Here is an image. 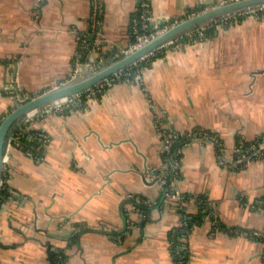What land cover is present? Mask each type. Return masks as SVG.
<instances>
[{"label":"crops","instance_id":"crops-1","mask_svg":"<svg viewBox=\"0 0 264 264\" xmlns=\"http://www.w3.org/2000/svg\"><path fill=\"white\" fill-rule=\"evenodd\" d=\"M218 1L104 0L99 43L85 51L91 0H0V88L35 96L80 61L98 68L131 48L142 15L169 28ZM196 28L143 59L141 80L114 79L10 133L0 264H264V151L222 163L211 142L192 139L175 182L150 183L173 176L162 129L212 134L228 150L264 136V14ZM17 99L0 92V121ZM39 132L49 140L35 159L23 138Z\"/></svg>","mask_w":264,"mask_h":264},{"label":"water","instance_id":"water-1","mask_svg":"<svg viewBox=\"0 0 264 264\" xmlns=\"http://www.w3.org/2000/svg\"><path fill=\"white\" fill-rule=\"evenodd\" d=\"M260 4H264V0H239L224 5L214 6L211 9L189 17L185 21L166 28L155 37L148 40L145 44L131 48L126 52H122L118 58L109 61L107 64L103 63L98 68H94L90 63L87 64V71L82 69L79 75L71 78L69 81L59 84L35 96H31L30 98L24 96L16 83L11 87L0 88V92L15 91L18 96L14 108L0 122V187L3 180L4 157L9 135L19 123L25 120L29 111L42 109L48 105H55L56 101L61 102L64 98L69 99L72 96L92 91L99 82L120 71L126 70L139 61H142V59L153 53L162 45H166L177 36L196 28V26H202L213 18L223 16L228 12H235L249 6ZM147 172H149L148 169H146L143 174L145 177ZM162 179L163 175L157 173L156 177H154L150 183H160L162 182ZM168 189V187H164L162 192H168ZM128 201H132L136 204L134 200L129 199L124 202Z\"/></svg>","mask_w":264,"mask_h":264},{"label":"built area","instance_id":"built-area-1","mask_svg":"<svg viewBox=\"0 0 264 264\" xmlns=\"http://www.w3.org/2000/svg\"><path fill=\"white\" fill-rule=\"evenodd\" d=\"M231 1H237V0H219L217 5L224 4L227 2H231ZM104 13H105L104 0H92V11H91L90 17H91V26L93 27V30L91 32L87 33L86 36L83 38V43L81 45L83 48H86L89 46L95 47L99 43ZM260 14H264V4H260V5H256V6H250L249 8L244 9L242 11H235V12L229 13L227 15L217 17L214 20L209 21L208 23H206V24L202 25L201 27L195 29V31L196 30L198 31L197 35H203L204 32L202 30L206 25L213 26V25L230 24L239 17H242V16H258ZM141 19L143 22L141 28L142 29L148 28L149 22H150V17L148 15L147 16L142 15ZM137 24H138V20H136L135 27H134V33L136 36V40L133 43L131 48L137 47L138 45L142 44L143 42L152 39L157 34H159L161 31L166 29V28H163V29L154 30L152 32H144V31L140 30V28ZM173 41L174 40L170 41L167 44H171V43H173ZM131 48H129V49H131ZM129 49H127L126 51H128ZM149 55H147V56H149ZM118 57H119V55L115 58H118ZM114 59H112V60H114ZM139 62H141V61H139ZM137 63L133 64L132 66H130L126 70L120 71V72L112 75L111 77H108L107 79L99 82L94 87V89L92 91H89V92L96 94L97 92L102 90V87H104L105 84L112 83L114 81V79H121L124 76L131 77L133 75V73L130 72V69L132 67H134L135 65H138ZM84 64H86V63H82V61H80L79 65H77L76 71H79V70L81 71L83 69ZM80 71H79V73H80ZM134 77L138 80L139 79L141 80V78H142L140 74H137ZM82 94L72 96L68 99V101L77 102V100L75 101V99L79 98V97L81 98ZM60 105L61 104H59L57 106H60ZM51 108L46 109V110H50ZM11 135L9 136L8 141H7V145H6L7 149L13 144L14 141H17V136L16 135L11 136ZM162 135L164 136L165 147L166 148H172L173 151L175 152V158H174V163H173V176H174V178L172 179L171 183L175 182V179L178 176V172H179L178 169L180 167V159L178 157L182 153V147L185 146L186 144H188V142L192 139L200 138L202 140H208L209 142H211L212 145H214L216 147V149L218 151V158L220 159V161L222 163L223 162L225 163L229 158H231V160L238 161L240 163L248 162L251 159H253V157L258 155L260 152L264 151V137H262L260 140H257V141H248V140H246L245 137L241 136L239 138V140L237 141V143L233 146V148L231 150H228L224 146V143L220 142L218 140V138L212 134L200 135L197 133L193 134L192 132H172V133H169L167 130L162 129ZM33 140L36 141V144L34 143L31 145V147L28 149V154L32 158L41 159V157H42L41 152L43 151L44 146H46V143L49 140V136L45 132H39L38 134H36L33 137ZM262 140H263V145H261ZM233 150H235L237 154H241L240 159L236 158L235 154L232 153ZM5 158L6 157H4V162H5ZM162 182H166V180L163 178ZM172 195L174 197H177V198H182V194L178 190L173 191Z\"/></svg>","mask_w":264,"mask_h":264},{"label":"rangeland","instance_id":"rangeland-1","mask_svg":"<svg viewBox=\"0 0 264 264\" xmlns=\"http://www.w3.org/2000/svg\"><path fill=\"white\" fill-rule=\"evenodd\" d=\"M91 5H92V0H91ZM211 27V26H209V25H206V27ZM197 29V28H196ZM198 33V32H197ZM82 43H83V40H81V45H82ZM173 43H175V42H173ZM118 55H114L113 57H111V58H109L110 60H112V59H114L115 57H117ZM120 56V55H119ZM106 62V61H105ZM137 64H141L140 62H138ZM95 68H96V66H95ZM137 69H139V65H138V67H136V65L134 66V67H132L131 69H130V72L131 73H134V72H138L137 71ZM80 71V70H79ZM79 71H76V73H75V75H74V77L75 76H77V75H79ZM138 80V79H137ZM23 93V92H22ZM89 94H91V93H89ZM95 94V93H94ZM87 95V94H86ZM25 96V95H24ZM83 96V95H82ZM95 96H96V94H95ZM26 97V96H25ZM31 96H28L27 98H30ZM83 99V97H79V98H76L75 99V101L77 100V102L78 101H81ZM65 102H68V100H66ZM64 102V103H65ZM63 103V102H62ZM62 103H60V104H62ZM57 105H59V104H56L55 106H57ZM55 106H48V107H44L42 110L43 111H41L40 113H38L39 115H44L46 112H47V110L46 109H49V108H51V107H55ZM61 106V105H60ZM59 106V107H60ZM58 107V106H57ZM28 119V118H27ZM26 119V120H27ZM25 122V121H24ZM22 124V122L21 123H19L16 127H19L20 125ZM16 129V128H15ZM264 137V136H263ZM240 138V137H239ZM239 138H237V140H236V143H237V141L239 140ZM261 145H263V140H262V142H261ZM166 151L167 152H173V149L172 148H166ZM232 153H234L235 154V156H236V158H238V159H240V157H241V154H237L236 153V151L235 150H233L232 151ZM261 153V152H260ZM259 153V154H260ZM245 163V162H244ZM172 174V173H171ZM163 178L166 180V184H167V186H169L170 185V183L172 182V179L174 178V176H172V179L170 180L169 179V177L167 178H165L164 176H163ZM171 178V177H170Z\"/></svg>","mask_w":264,"mask_h":264},{"label":"trees","instance_id":"trees-1","mask_svg":"<svg viewBox=\"0 0 264 264\" xmlns=\"http://www.w3.org/2000/svg\"><path fill=\"white\" fill-rule=\"evenodd\" d=\"M103 19H104V16H103ZM142 24H143V22L142 21H140L137 25L139 26V28H140V30L141 31H144V32H152V31H154L152 28H150V25H149V27L148 28H146V29H142L141 28V26H142ZM213 29L214 28H212V26L211 27H204L203 28V32H204V34H208V33H210L211 31H213ZM93 30V27L91 26V30L89 31V32H91ZM88 32V33H89ZM135 40H136V36H134V42H135ZM88 48H85V51L87 50ZM141 65H139V67H140ZM135 74V73H134ZM134 74L131 76V77H134ZM1 122V121H0ZM23 141L25 142L24 144H25V147L27 148V150L31 147V145L32 144H36V141H34V140H30V141H28L27 139H24L23 138ZM3 202V198H2V195H0V203H2Z\"/></svg>","mask_w":264,"mask_h":264},{"label":"bare ground","instance_id":"bare-ground-1","mask_svg":"<svg viewBox=\"0 0 264 264\" xmlns=\"http://www.w3.org/2000/svg\"><path fill=\"white\" fill-rule=\"evenodd\" d=\"M237 1H239V0H237ZM231 2H234V1H231ZM227 3H229V2H227ZM227 3H224V4H227ZM224 4H220V5H224ZM250 7V6H249ZM249 7H247V8H249ZM247 8H243V9H241V10H239V11H242V10H244V9H247ZM229 13H232V12H228L227 14H229ZM227 14H224V15H227ZM220 17V16H219ZM215 18H217V17H215ZM215 18H213L212 20H214ZM211 20V21H212ZM147 41H145V42H143L142 44H140V45H143V44H145ZM140 45H138V46H140ZM88 70V67L87 68H85V71H87ZM66 100H68V98H64V99H62V101L60 102V101H56V103H55V105L56 104H60V103H62V102H65ZM55 105H48V106H55ZM48 106H46V107H48ZM43 109V108H42ZM42 109H34V110H31V111H29L28 112V114L27 115H32V114H34L35 112H38L39 110H42Z\"/></svg>","mask_w":264,"mask_h":264}]
</instances>
